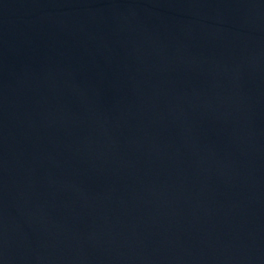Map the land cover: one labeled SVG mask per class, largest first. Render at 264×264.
I'll return each instance as SVG.
<instances>
[{"label": "water", "instance_id": "obj_1", "mask_svg": "<svg viewBox=\"0 0 264 264\" xmlns=\"http://www.w3.org/2000/svg\"><path fill=\"white\" fill-rule=\"evenodd\" d=\"M0 264H264V0H0Z\"/></svg>", "mask_w": 264, "mask_h": 264}]
</instances>
